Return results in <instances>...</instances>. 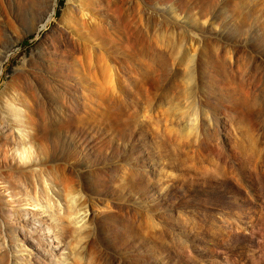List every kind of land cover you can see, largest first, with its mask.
<instances>
[{
    "label": "rangeland",
    "instance_id": "374dc122",
    "mask_svg": "<svg viewBox=\"0 0 264 264\" xmlns=\"http://www.w3.org/2000/svg\"><path fill=\"white\" fill-rule=\"evenodd\" d=\"M0 264H264V0H0Z\"/></svg>",
    "mask_w": 264,
    "mask_h": 264
}]
</instances>
